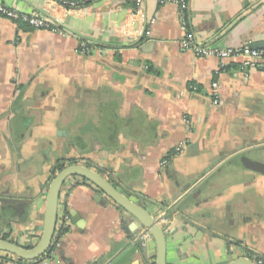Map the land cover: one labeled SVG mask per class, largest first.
Here are the masks:
<instances>
[{
    "label": "crops",
    "instance_id": "crops-1",
    "mask_svg": "<svg viewBox=\"0 0 264 264\" xmlns=\"http://www.w3.org/2000/svg\"><path fill=\"white\" fill-rule=\"evenodd\" d=\"M84 2L0 0L65 32L0 16V238L36 245L63 163L100 174L154 218L169 214L165 264L264 261V176L241 165H264V75L238 56L264 43V0H186L185 28L157 0H142L140 14L131 0ZM188 38L236 54L220 69ZM63 215L48 264H154L141 225L80 177L61 188Z\"/></svg>",
    "mask_w": 264,
    "mask_h": 264
},
{
    "label": "water",
    "instance_id": "water-1",
    "mask_svg": "<svg viewBox=\"0 0 264 264\" xmlns=\"http://www.w3.org/2000/svg\"><path fill=\"white\" fill-rule=\"evenodd\" d=\"M251 48L263 50L264 43L252 45ZM241 165L244 168L264 176V165L256 161H252L243 156L241 158ZM70 177H80L89 182L100 191L104 197L134 218L152 237L156 249L154 264H165L166 236L164 230L157 224L155 218L146 210L119 193L100 174L82 166L65 167L51 180L44 204L42 233L36 245L31 249H25L8 240L0 238V253L12 256L18 261L23 262L37 261L48 253L49 249L52 247L56 230L61 188L64 182ZM228 264H255V262L248 258H237Z\"/></svg>",
    "mask_w": 264,
    "mask_h": 264
},
{
    "label": "built area",
    "instance_id": "built-area-1",
    "mask_svg": "<svg viewBox=\"0 0 264 264\" xmlns=\"http://www.w3.org/2000/svg\"><path fill=\"white\" fill-rule=\"evenodd\" d=\"M134 4V13L140 14L142 9V0H131ZM158 4L164 5H174L177 8V18L181 23L182 27L185 28L187 20V2L186 0H157ZM83 0H58L59 6L66 10H73L82 7ZM0 16L4 17L7 20H10L16 24H25L28 27L36 31H48L51 33L64 34L65 32L59 28V25L55 23L52 19L38 15V14H29V13H18L13 11L5 6L0 5ZM185 48L190 50L197 57H214L220 60L219 68L224 67L223 62L235 56L236 51L230 49H219L212 46H200L195 44L191 39L184 40L182 42ZM89 48L86 44L81 45V50L85 51ZM238 56L243 59V66L248 69H259L264 75V50L252 49L250 45L242 47L238 52ZM219 99L218 84L213 82L211 84V101L213 105H217ZM157 224L161 227L163 224L168 223V219L164 215H159L155 217ZM69 218L66 215L57 218V225L60 227H68ZM165 226V225H164ZM137 238L139 239L143 248H146L148 243L152 242V237L145 230L142 229L138 234ZM0 257H7L13 261L12 264H18V260L12 256L5 255L0 253ZM49 260H43L37 264H48ZM23 262V261H22ZM255 264H264V261L257 260L254 261ZM3 263L0 260V264ZM31 264H36V262H31Z\"/></svg>",
    "mask_w": 264,
    "mask_h": 264
},
{
    "label": "trees",
    "instance_id": "trees-1",
    "mask_svg": "<svg viewBox=\"0 0 264 264\" xmlns=\"http://www.w3.org/2000/svg\"><path fill=\"white\" fill-rule=\"evenodd\" d=\"M84 5H85V2L82 3V6H84ZM18 25H21V26H25V27H26L25 24H18ZM63 168H65L63 163H59L57 166H55L54 169H53V173H52V179H53V178L55 177V175H57V174H58ZM162 215H164L165 218H167V217L169 216V214L166 215L165 213H162ZM67 231H68V227H60L59 230H58V235H63V234H65ZM2 239H3V240H7L6 237H3ZM23 248H25V249H31L32 246L27 245V246H25V247H23ZM51 251H52V247L49 249V251H48V253H46V255H44L41 259H38L37 261H35L36 264L39 263V262H41V261H43L44 259H46V258L48 257V255L51 253ZM0 260H1V262H3V263H1V264H5L6 262L9 261V259H8L7 257H0ZM17 263H18V264H31V262H22V261H18Z\"/></svg>",
    "mask_w": 264,
    "mask_h": 264
},
{
    "label": "rangeland",
    "instance_id": "rangeland-1",
    "mask_svg": "<svg viewBox=\"0 0 264 264\" xmlns=\"http://www.w3.org/2000/svg\"><path fill=\"white\" fill-rule=\"evenodd\" d=\"M84 1V0H83Z\"/></svg>",
    "mask_w": 264,
    "mask_h": 264
}]
</instances>
